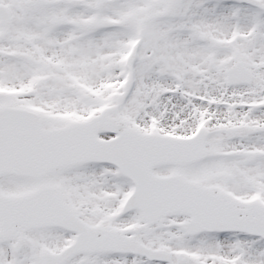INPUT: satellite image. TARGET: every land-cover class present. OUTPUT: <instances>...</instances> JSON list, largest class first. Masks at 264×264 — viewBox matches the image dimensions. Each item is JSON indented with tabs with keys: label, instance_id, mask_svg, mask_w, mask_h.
<instances>
[{
	"label": "snow or ice",
	"instance_id": "snow-or-ice-1",
	"mask_svg": "<svg viewBox=\"0 0 264 264\" xmlns=\"http://www.w3.org/2000/svg\"><path fill=\"white\" fill-rule=\"evenodd\" d=\"M0 264H264V0H0Z\"/></svg>",
	"mask_w": 264,
	"mask_h": 264
}]
</instances>
